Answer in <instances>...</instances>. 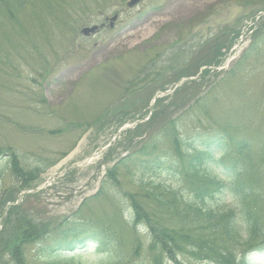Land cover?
<instances>
[{
  "label": "rangeland",
  "instance_id": "1",
  "mask_svg": "<svg viewBox=\"0 0 264 264\" xmlns=\"http://www.w3.org/2000/svg\"><path fill=\"white\" fill-rule=\"evenodd\" d=\"M129 1L33 0L34 8L24 18L21 31L3 26L0 147L17 154L26 168L43 170L54 163L42 175L37 189L59 178L42 191L30 192L32 197L24 203L26 211L52 220L51 233L56 234L53 229L62 224L65 228L66 220L70 226L93 223L95 229L107 228L116 235L120 244L112 245L126 253L130 264H148L133 256L134 241L146 234L128 225V202L113 191L94 199L107 170L127 154V143L134 140L133 136L126 140L122 134L110 147L112 153L109 148L90 164H83L109 146L120 121L153 112L155 89L164 86L170 90L171 68L181 62L179 54L191 51L192 61L203 58L208 51L212 53L214 38L227 37L233 31L241 34L240 42L226 51L223 66L213 70L207 82L201 76L203 69L199 71L187 101L195 99V91L215 86V108L204 118L203 129L221 134L226 127H233L235 136L249 140L255 151L263 150L264 38L259 40V48L246 56L243 66L233 71L241 63L238 61L253 32L263 23L262 19L254 22L264 12V0H144L132 9L127 6ZM115 15L119 19L110 28ZM94 25L105 27L90 37L81 34L84 27ZM153 60H157L154 71ZM157 73L160 75L153 81ZM140 80L148 85L128 93L130 83ZM75 164L83 167H72ZM6 188H14V180L9 159L0 157V195ZM218 202H213L215 207ZM76 218L81 223H74ZM3 224L0 215V230ZM36 251L34 247L29 257L32 264L60 262L49 254L36 257ZM64 259L73 264H107L95 245ZM250 259L252 264H264L263 254L253 253Z\"/></svg>",
  "mask_w": 264,
  "mask_h": 264
},
{
  "label": "trees",
  "instance_id": "2",
  "mask_svg": "<svg viewBox=\"0 0 264 264\" xmlns=\"http://www.w3.org/2000/svg\"><path fill=\"white\" fill-rule=\"evenodd\" d=\"M33 8V0H0V21L7 20L21 31V15ZM263 36L257 33L253 46ZM233 39L217 40L213 56H207L198 66L220 64L222 49L228 48ZM173 72L170 83L193 75L184 68ZM159 75L153 74V81ZM194 85L185 84L171 98L158 100L151 121L127 133L147 138L136 147L130 144V154L108 170L99 194L116 191L129 200L133 229L141 228L147 235L136 239L133 256L148 264H183L180 258L252 264L253 253L264 255V148L255 151L250 141L203 129L204 118L211 116L215 108V86L208 91L207 87L197 90L195 99L184 106ZM168 99L171 102L166 103ZM200 111L202 115H198ZM10 169L14 188L1 194L2 216L5 206L18 201V195L31 189L45 172L24 167L15 155L10 159ZM173 183L176 187H171ZM215 201H219L217 207ZM52 223L35 218L22 205L10 206L0 233V264H29L27 249L35 243L40 250L54 254L58 264H73L64 259L65 255L96 244L99 251L107 253L103 256L106 262L125 261L123 253L109 248L120 242L107 228L94 230L92 223L70 226L65 221V228L62 224L56 228L59 234L51 235ZM44 240L50 243L41 245Z\"/></svg>",
  "mask_w": 264,
  "mask_h": 264
},
{
  "label": "water",
  "instance_id": "3",
  "mask_svg": "<svg viewBox=\"0 0 264 264\" xmlns=\"http://www.w3.org/2000/svg\"><path fill=\"white\" fill-rule=\"evenodd\" d=\"M141 0H132V2L129 4V6H134L135 4H137L138 2H140ZM116 19V18H115ZM97 30V28L96 27H94V28H91V29H89V28H87V29H84L83 30V33L84 34H86V35H88V34H90V33H93V32H95Z\"/></svg>",
  "mask_w": 264,
  "mask_h": 264
},
{
  "label": "bare ground",
  "instance_id": "4",
  "mask_svg": "<svg viewBox=\"0 0 264 264\" xmlns=\"http://www.w3.org/2000/svg\"><path fill=\"white\" fill-rule=\"evenodd\" d=\"M151 31H152V29H151V28H149V29H148V34L152 33Z\"/></svg>",
  "mask_w": 264,
  "mask_h": 264
}]
</instances>
